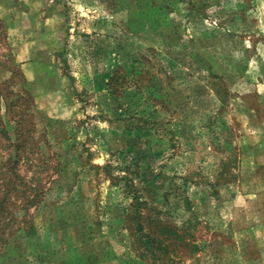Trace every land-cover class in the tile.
Here are the masks:
<instances>
[{"label": "rangeland", "instance_id": "1", "mask_svg": "<svg viewBox=\"0 0 264 264\" xmlns=\"http://www.w3.org/2000/svg\"><path fill=\"white\" fill-rule=\"evenodd\" d=\"M7 1L0 191L38 196L3 264H264V0Z\"/></svg>", "mask_w": 264, "mask_h": 264}, {"label": "trees", "instance_id": "2", "mask_svg": "<svg viewBox=\"0 0 264 264\" xmlns=\"http://www.w3.org/2000/svg\"><path fill=\"white\" fill-rule=\"evenodd\" d=\"M128 67V66H127ZM133 63L131 64V68L132 70L133 68ZM117 71V70H116ZM116 71L114 72V74L116 73ZM136 71V69H135ZM113 80L114 82H116L118 79L117 77L111 76L109 77V79L106 82V88L109 90V94H111V96H113L114 92H112L113 89ZM158 95V89L155 91ZM154 92V96L155 98L157 97L156 93ZM149 95V94H148ZM161 97V96H160ZM113 101H120L118 100L116 97H112ZM150 96H148L146 98V100H149ZM2 109H6L4 107H2ZM1 117H0V123H1ZM12 122L15 123V121L12 120ZM22 139V133L21 132H17L16 129V142L13 143L11 146L15 149H17L19 147V141ZM132 146H130V150L127 152H133V149H131ZM134 154L137 156V153L134 152ZM17 156H12V155H8L6 157V159L4 161H0V173L2 171V169H5V172H2V175H4V177L2 178L3 180H5V176L10 177V176H14L13 172L15 169V164H16V160H14ZM130 162H132V166L134 165L136 168H138V162H139V157L131 158ZM109 168H111L109 165H105L104 166V171L105 174L110 175V171ZM138 172V169L135 170V173ZM4 173V174H3ZM7 179V178H6ZM126 180V178H123ZM131 183V181H130ZM20 184L22 185L21 188H24L21 192V196H25L26 194V183L22 184V182H20ZM19 184V185H20ZM3 186L1 188L0 191V264H3L5 261V258L9 256V251L10 250V245L11 242L13 240V238L15 237V235H17L18 233L21 234V236L23 235L25 238H32L34 236L35 233V229H34V225L32 222V217L30 216V214H28V210H30V208L33 207V205L35 204V201L37 200V196L38 194L37 189L35 190V193L32 195V197L30 199L28 198H24V204H22L21 206H19L18 208L16 206H14L12 203H8L11 204V208L7 209L6 204H3L6 201L10 200V193L11 191H17V188L12 184H6L5 182L3 183ZM127 187L131 188V184H129ZM29 189V188H28ZM27 197V196H25ZM12 208H15V210H19L21 212H23L22 216L17 219L16 214H14V212L12 211ZM136 212V209H135ZM161 231H164L166 236H170L172 237V239H177L179 238L178 234L176 233V230L174 228L171 227H161L160 228Z\"/></svg>", "mask_w": 264, "mask_h": 264}, {"label": "crops", "instance_id": "3", "mask_svg": "<svg viewBox=\"0 0 264 264\" xmlns=\"http://www.w3.org/2000/svg\"><path fill=\"white\" fill-rule=\"evenodd\" d=\"M23 1L27 2L25 0ZM15 18L16 9L12 8L7 0H0V23H2L4 26L8 41L14 42L13 46L15 49V54L17 56L18 63H20V68L22 69L24 78L27 82H32L34 81V61L32 55L33 49L28 48V45H33L35 41L34 39H26L25 41L11 39L18 28V23ZM23 42H25V44H23ZM26 55H28L29 58H25Z\"/></svg>", "mask_w": 264, "mask_h": 264}]
</instances>
